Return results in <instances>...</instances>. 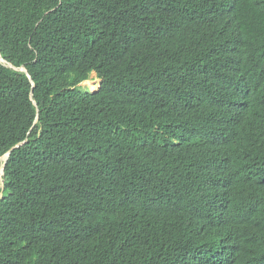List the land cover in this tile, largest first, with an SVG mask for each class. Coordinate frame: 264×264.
Returning <instances> with one entry per match:
<instances>
[{
	"label": "trees",
	"instance_id": "16d2710c",
	"mask_svg": "<svg viewBox=\"0 0 264 264\" xmlns=\"http://www.w3.org/2000/svg\"><path fill=\"white\" fill-rule=\"evenodd\" d=\"M0 54V264H264V0H0Z\"/></svg>",
	"mask_w": 264,
	"mask_h": 264
},
{
	"label": "water",
	"instance_id": "95a60500",
	"mask_svg": "<svg viewBox=\"0 0 264 264\" xmlns=\"http://www.w3.org/2000/svg\"><path fill=\"white\" fill-rule=\"evenodd\" d=\"M0 61L4 62V60L2 59L1 54H0ZM10 67H11V68H14V69H17V68H15V67L11 66V65H10ZM18 70H19V71H22V72H24V73H26V74L28 75V77L31 79V76L29 75V73H28V71L26 70V68H24V67H20V68H18ZM31 81H32V84H34L32 79H31ZM34 103H35V102H34ZM35 105H36V103H35ZM23 144H24V142H23V143H20V144H18V145H16V146H15L10 152H8V153L2 158V160H3L4 163H3L2 167L0 168V171H1L0 174H1V175L4 174L6 164H7L8 160H9V158H10V155H11L12 151L15 150V149H17V148H19V147L22 146ZM0 181L3 183V179L0 178Z\"/></svg>",
	"mask_w": 264,
	"mask_h": 264
},
{
	"label": "rangeland",
	"instance_id": "374dc122",
	"mask_svg": "<svg viewBox=\"0 0 264 264\" xmlns=\"http://www.w3.org/2000/svg\"><path fill=\"white\" fill-rule=\"evenodd\" d=\"M91 80L89 84L83 83L82 87L83 90H97L100 87V79L96 76V74H91L90 76ZM0 197H1V192H0Z\"/></svg>",
	"mask_w": 264,
	"mask_h": 264
},
{
	"label": "clouds",
	"instance_id": "9594fccd",
	"mask_svg": "<svg viewBox=\"0 0 264 264\" xmlns=\"http://www.w3.org/2000/svg\"><path fill=\"white\" fill-rule=\"evenodd\" d=\"M3 59V58H2ZM4 60V59H3ZM1 63H4V64H6L7 62L4 60V62H2V61H0ZM7 66H9L10 67V64H8ZM12 66V65H11ZM14 67V66H13ZM11 68V67H10ZM25 68V67H24ZM14 69V68H13ZM15 70H18V68L17 69H15ZM19 71V70H18ZM22 72V71H21ZM92 74H96V73H92ZM91 76V75H90ZM97 76V75H96ZM87 81H92L91 80V78L89 79V80H87ZM101 81V80H100ZM86 81H84L83 83H85ZM83 83H81L80 84V86L82 87V84ZM100 86H101V82H100ZM83 88V87H82ZM100 89V87L97 89V90H86V91H89V92H97L98 90ZM85 90V89H84ZM3 162V160H2V158H1V160H0V168L2 167V162ZM4 163V162H3ZM2 176V175H1ZM1 178V177H0ZM2 179V178H1ZM0 184H1V186H2V182L0 181ZM1 196H2V194H1ZM1 198V197H0Z\"/></svg>",
	"mask_w": 264,
	"mask_h": 264
},
{
	"label": "bare ground",
	"instance_id": "6f19581e",
	"mask_svg": "<svg viewBox=\"0 0 264 264\" xmlns=\"http://www.w3.org/2000/svg\"><path fill=\"white\" fill-rule=\"evenodd\" d=\"M90 83V81H86V84H89ZM2 162V161H1Z\"/></svg>",
	"mask_w": 264,
	"mask_h": 264
}]
</instances>
